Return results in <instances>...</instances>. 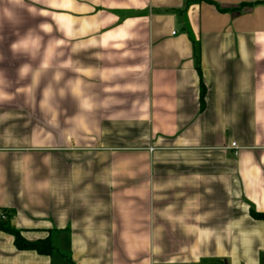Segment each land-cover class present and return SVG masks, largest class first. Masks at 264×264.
Masks as SVG:
<instances>
[{
	"label": "crops",
	"instance_id": "1",
	"mask_svg": "<svg viewBox=\"0 0 264 264\" xmlns=\"http://www.w3.org/2000/svg\"><path fill=\"white\" fill-rule=\"evenodd\" d=\"M0 74V264H264V0H0Z\"/></svg>",
	"mask_w": 264,
	"mask_h": 264
},
{
	"label": "clouds",
	"instance_id": "2",
	"mask_svg": "<svg viewBox=\"0 0 264 264\" xmlns=\"http://www.w3.org/2000/svg\"><path fill=\"white\" fill-rule=\"evenodd\" d=\"M7 19H11V14L6 16ZM39 31H43L42 26H37V29H30L25 32L24 35L18 36V38L10 45V50L14 55H27L29 57H35L43 46V37L39 35ZM57 41H49L43 52V63L42 68L47 69L51 66L53 61L59 55L56 49L58 47ZM61 67L64 65L61 64ZM30 65L24 64L21 66L17 75L23 79L26 78L30 73ZM5 79L2 74H0V80ZM11 94L8 92L0 91V102L6 101L10 98Z\"/></svg>",
	"mask_w": 264,
	"mask_h": 264
},
{
	"label": "trees",
	"instance_id": "3",
	"mask_svg": "<svg viewBox=\"0 0 264 264\" xmlns=\"http://www.w3.org/2000/svg\"><path fill=\"white\" fill-rule=\"evenodd\" d=\"M250 215L253 219L264 221V214L251 211ZM0 230L13 237L14 244L18 249L34 250L38 254L42 255H49L51 253L52 248L48 239L36 242H27L21 238L17 230L11 228L7 221L2 220H0Z\"/></svg>",
	"mask_w": 264,
	"mask_h": 264
},
{
	"label": "built area",
	"instance_id": "4",
	"mask_svg": "<svg viewBox=\"0 0 264 264\" xmlns=\"http://www.w3.org/2000/svg\"><path fill=\"white\" fill-rule=\"evenodd\" d=\"M231 146H232L233 148L235 147L234 144H232ZM0 220H2V221H6V220H7V217H6V215H5L4 213L0 214Z\"/></svg>",
	"mask_w": 264,
	"mask_h": 264
}]
</instances>
